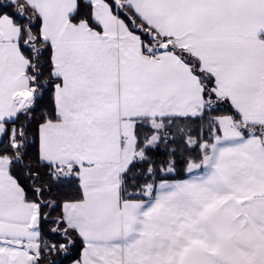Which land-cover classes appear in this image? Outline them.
I'll list each match as a JSON object with an SVG mask.
<instances>
[{"label":"snow or ice","instance_id":"6c2138e0","mask_svg":"<svg viewBox=\"0 0 264 264\" xmlns=\"http://www.w3.org/2000/svg\"><path fill=\"white\" fill-rule=\"evenodd\" d=\"M0 264H264V0H0Z\"/></svg>","mask_w":264,"mask_h":264}]
</instances>
